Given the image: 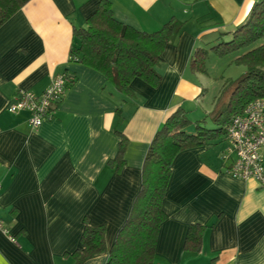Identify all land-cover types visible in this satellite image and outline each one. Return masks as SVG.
I'll list each match as a JSON object with an SVG mask.
<instances>
[{
  "label": "crops",
  "instance_id": "crops-1",
  "mask_svg": "<svg viewBox=\"0 0 264 264\" xmlns=\"http://www.w3.org/2000/svg\"><path fill=\"white\" fill-rule=\"evenodd\" d=\"M99 1L28 0L0 26V264H75L85 224L106 226L107 252L81 264L106 262L156 130L204 100L205 72L190 68L191 54L229 37L258 0H107L114 19L140 31L172 17L184 23L162 54L161 84L136 78L132 98L70 59L74 29ZM61 73L73 82L37 129L27 110H7L18 91L39 94ZM116 131L126 138L120 169L110 162ZM213 146L174 158L153 264H264V186L226 175L230 159ZM194 223L208 227L199 252L184 247Z\"/></svg>",
  "mask_w": 264,
  "mask_h": 264
},
{
  "label": "trees",
  "instance_id": "trees-1",
  "mask_svg": "<svg viewBox=\"0 0 264 264\" xmlns=\"http://www.w3.org/2000/svg\"><path fill=\"white\" fill-rule=\"evenodd\" d=\"M27 1L0 0V26ZM183 24L172 17L155 31H140L114 19L109 2L100 0L84 26L74 29L70 59L98 71L121 94L132 98L135 94L131 83L136 78L153 88L161 84L162 54L178 39ZM228 34V40H221L209 49L196 47L190 57V68L205 72V58L210 50L220 55L238 51L235 61L245 65L246 71L223 83L212 110L203 118L191 120L188 111L180 106L156 130L143 160L140 190L104 264H153L159 227L167 216L163 200L176 155L189 148L213 146L227 140L231 118L251 101L264 98V0H258L246 20ZM116 133L120 138L118 151L110 162L120 169L125 163L126 138L121 131ZM207 228L191 224L184 247L199 252ZM105 231L104 224H85L81 247L73 253L75 264L107 252Z\"/></svg>",
  "mask_w": 264,
  "mask_h": 264
},
{
  "label": "built area",
  "instance_id": "built-area-1",
  "mask_svg": "<svg viewBox=\"0 0 264 264\" xmlns=\"http://www.w3.org/2000/svg\"><path fill=\"white\" fill-rule=\"evenodd\" d=\"M71 81L72 75L61 73L53 76L39 94L20 90L8 103L7 110H27L30 127L37 129L44 120L52 117L55 104L64 96ZM226 137L229 145L222 157L230 159V163L224 167V173L232 178L254 179L264 186V98L251 101L231 118ZM0 231L7 233L1 221Z\"/></svg>",
  "mask_w": 264,
  "mask_h": 264
},
{
  "label": "rangeland",
  "instance_id": "rangeland-1",
  "mask_svg": "<svg viewBox=\"0 0 264 264\" xmlns=\"http://www.w3.org/2000/svg\"><path fill=\"white\" fill-rule=\"evenodd\" d=\"M229 37L222 39L228 40ZM211 51V50H210ZM209 51L207 58H205V75L202 82L205 83V94L203 102L199 103L196 107L188 108V116L190 119H201L213 108V102L215 96L218 94L223 83L229 79H236L246 71V66L236 63L235 58L240 54L238 51H232L223 55L217 54L214 51ZM210 125V121H207ZM229 145L227 140L214 145L212 148L216 150L226 151V147Z\"/></svg>",
  "mask_w": 264,
  "mask_h": 264
}]
</instances>
